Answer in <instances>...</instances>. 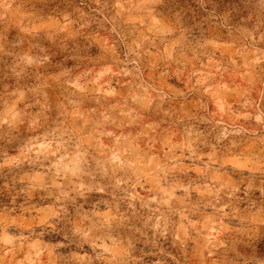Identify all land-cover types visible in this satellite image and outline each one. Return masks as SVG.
Masks as SVG:
<instances>
[{"label": "clouds", "instance_id": "1", "mask_svg": "<svg viewBox=\"0 0 264 264\" xmlns=\"http://www.w3.org/2000/svg\"><path fill=\"white\" fill-rule=\"evenodd\" d=\"M62 2L0 0V264H264V0ZM225 76L243 103L213 114Z\"/></svg>", "mask_w": 264, "mask_h": 264}, {"label": "rangeland", "instance_id": "2", "mask_svg": "<svg viewBox=\"0 0 264 264\" xmlns=\"http://www.w3.org/2000/svg\"><path fill=\"white\" fill-rule=\"evenodd\" d=\"M30 4L31 0H14L13 3V11L11 13L12 19L15 20L17 17H21L24 15H27L30 13ZM189 7H195L194 5H191L190 0H166V4L162 7V11L171 14L172 12L186 10ZM65 8H68L69 11L71 10L70 7L62 2V0H56V3H53L49 5L50 11H56V10H64ZM191 19V16L185 17V20L188 21ZM196 19H199V15H197ZM133 22V21H129ZM98 41L103 45L105 41L108 40L107 33L101 32L99 37L97 38ZM207 46L215 52V55H212V53H209L207 56V63H222L223 61L220 60V57L226 56L231 59H235L236 57V49L234 46H232L231 41L225 40L222 35L218 32L211 31L206 37ZM169 48L171 49V45H169ZM146 51L149 53V55L152 57L153 60L157 58V53L152 48H147ZM199 70H203V66L201 65ZM102 70H98L99 72ZM153 75H159L158 73H154L153 71L149 70L145 72V76H153ZM103 77H101V81L103 82ZM237 80V84H239L240 77H235ZM11 81L5 80L4 83L7 85ZM123 83V82H122ZM170 84L174 83L172 81H169ZM187 84V81L185 82ZM217 84H223L224 87L220 88L218 90H215V95L205 94L207 97V102H209V110L215 114L217 113L221 108H225L228 105H231L233 110L235 111L238 108V105L243 103V97L241 95V89L243 88V85H240L239 87L234 86L233 84L229 83V78L225 76L223 79L220 77L216 78ZM99 88L100 86L97 85ZM209 89H213V85H208ZM108 95H111V92L109 91L107 93ZM251 96L253 99H259V91H252ZM198 102H201V98L199 96H192L189 98L187 104L185 105V110L190 112L196 111V106ZM261 107L264 108V103L261 104ZM256 118L259 119V115H256ZM216 119L219 120L220 116H216ZM245 127H249V125L245 124ZM201 131H204L203 129H200ZM211 129H209L210 131ZM246 142L244 143V146L242 148V151H249L255 148V138H245ZM11 195H14V193L10 194L7 191L0 194V206L7 204L9 202V199ZM215 227V221H211L209 224L208 231L211 232L213 228ZM174 255H177L179 258V255L177 253H173ZM206 257V254H205ZM148 264H153V262L149 261ZM180 264H185V261L181 259ZM188 264H201V257L193 254L190 256L188 260ZM204 264H209L207 259L204 260Z\"/></svg>", "mask_w": 264, "mask_h": 264}]
</instances>
